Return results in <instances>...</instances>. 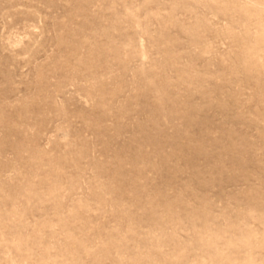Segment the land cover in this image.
Wrapping results in <instances>:
<instances>
[{
  "label": "rangeland",
  "instance_id": "obj_1",
  "mask_svg": "<svg viewBox=\"0 0 264 264\" xmlns=\"http://www.w3.org/2000/svg\"><path fill=\"white\" fill-rule=\"evenodd\" d=\"M0 264H264V0H0Z\"/></svg>",
  "mask_w": 264,
  "mask_h": 264
}]
</instances>
